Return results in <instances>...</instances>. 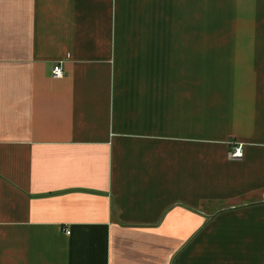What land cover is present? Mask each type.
<instances>
[{"label":"crops","instance_id":"obj_1","mask_svg":"<svg viewBox=\"0 0 264 264\" xmlns=\"http://www.w3.org/2000/svg\"><path fill=\"white\" fill-rule=\"evenodd\" d=\"M216 1L0 0V264H264V0Z\"/></svg>","mask_w":264,"mask_h":264},{"label":"rangeland","instance_id":"obj_2","mask_svg":"<svg viewBox=\"0 0 264 264\" xmlns=\"http://www.w3.org/2000/svg\"><path fill=\"white\" fill-rule=\"evenodd\" d=\"M209 4H210V0H203V28H207V29L209 28L211 23H216L219 20L218 16L223 15L222 17L224 18V15H225L224 12H223V14L222 13H212L210 15V19L208 22V15H209L208 12H209V8H210ZM214 4H216V7L224 8L225 7V0H217L216 3H214ZM218 29H220V28H218ZM224 30H225V28H222V29L218 30L217 33H221ZM203 33H204V30H203Z\"/></svg>","mask_w":264,"mask_h":264},{"label":"built area","instance_id":"obj_3","mask_svg":"<svg viewBox=\"0 0 264 264\" xmlns=\"http://www.w3.org/2000/svg\"><path fill=\"white\" fill-rule=\"evenodd\" d=\"M51 75L55 78H59L63 75V69L61 63H56L51 69ZM242 143L234 142L232 148L228 152V158L232 160H238L242 158ZM68 233V231H66Z\"/></svg>","mask_w":264,"mask_h":264}]
</instances>
